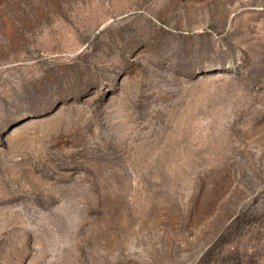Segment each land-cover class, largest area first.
Masks as SVG:
<instances>
[{
    "label": "rangeland",
    "instance_id": "374dc122",
    "mask_svg": "<svg viewBox=\"0 0 264 264\" xmlns=\"http://www.w3.org/2000/svg\"><path fill=\"white\" fill-rule=\"evenodd\" d=\"M0 264H264V0H0Z\"/></svg>",
    "mask_w": 264,
    "mask_h": 264
}]
</instances>
